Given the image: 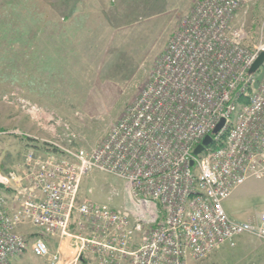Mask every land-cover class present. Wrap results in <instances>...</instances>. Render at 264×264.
<instances>
[{"label":"built area","instance_id":"1","mask_svg":"<svg viewBox=\"0 0 264 264\" xmlns=\"http://www.w3.org/2000/svg\"><path fill=\"white\" fill-rule=\"evenodd\" d=\"M250 1L196 0L99 145L52 143L56 154L28 153L22 173L0 170V264L29 246L51 264H192L243 235L264 243V212L241 222L223 205L247 181L264 180V75L255 86L250 74L264 41L250 47L235 26ZM208 136L212 144L196 156ZM93 171L124 182L126 207L81 202ZM24 226L36 230L32 243ZM41 235L74 239L73 253L52 254Z\"/></svg>","mask_w":264,"mask_h":264},{"label":"rangeland","instance_id":"2","mask_svg":"<svg viewBox=\"0 0 264 264\" xmlns=\"http://www.w3.org/2000/svg\"><path fill=\"white\" fill-rule=\"evenodd\" d=\"M195 1L0 0V166L4 172L22 173L26 155L37 152L38 158H46L47 153L40 154L47 148L55 150L52 143L85 151L99 145L136 99L156 58ZM99 5L106 12L100 17ZM249 9L247 15L241 11L235 26H243L245 43L254 47L264 41V7L261 0H251ZM263 75L264 64L255 74V86ZM16 192L15 185L6 192L9 210L17 206ZM79 199L118 210L128 205L124 182L99 171L83 177ZM223 205L231 219L254 221L264 212V180L247 181ZM19 231L29 243L36 238V230L29 226ZM48 239L52 254L59 249L63 257L73 253L74 239ZM217 253L192 264H219ZM12 263L51 264L49 258L36 257L30 246ZM78 264L95 263L83 258Z\"/></svg>","mask_w":264,"mask_h":264},{"label":"crops","instance_id":"3","mask_svg":"<svg viewBox=\"0 0 264 264\" xmlns=\"http://www.w3.org/2000/svg\"><path fill=\"white\" fill-rule=\"evenodd\" d=\"M106 3L109 4L110 2ZM261 5L264 7V0H261ZM102 7L103 6L99 5V17L100 15L106 14L105 10L103 9L104 7ZM244 11L247 13H243L247 15L250 9L248 10L247 8ZM241 13L242 12L238 14L237 20L240 19ZM258 241L259 240L252 236L243 235L235 238L231 243L224 244L220 248L214 250L208 256L212 257L214 253L218 252L215 254V259L220 261L219 264H221V261L227 262L229 264H264V243H260Z\"/></svg>","mask_w":264,"mask_h":264},{"label":"water","instance_id":"4","mask_svg":"<svg viewBox=\"0 0 264 264\" xmlns=\"http://www.w3.org/2000/svg\"><path fill=\"white\" fill-rule=\"evenodd\" d=\"M264 64V53H262L259 58L255 61L254 65L252 66L251 70H250V74H256L260 69L261 67L263 66ZM224 125V121L222 120L218 126L216 127V129L214 130V134H217L221 128L223 127ZM212 138L211 136H208L205 138V140L203 141V143L201 145H199L195 151H194V154L196 156H198L199 154H201V152L204 150L205 147L209 146L212 144Z\"/></svg>","mask_w":264,"mask_h":264},{"label":"trees","instance_id":"5","mask_svg":"<svg viewBox=\"0 0 264 264\" xmlns=\"http://www.w3.org/2000/svg\"><path fill=\"white\" fill-rule=\"evenodd\" d=\"M14 136H16V135H14ZM19 136V138H21V139H24V140H26V138H24L23 136H21V135H17V137ZM29 140V139H28ZM29 141H31V140H29ZM50 148H47V152L45 151V152H43L42 154H40V155H44V153H47L45 156L47 157V156H49V155H51V154H56V151L55 150H51ZM54 151V152H53ZM37 156L39 155L37 152H34ZM0 170L1 171H3L4 172V169H3V167L1 168V166H0ZM41 237L47 242V244H48V241H49V239L46 237V236H42L41 235ZM26 239H27V237H26ZM28 240V239H27ZM29 241V240H28ZM49 245V244H48ZM51 245V244H50ZM50 247V246H49ZM207 258V257H206ZM205 259V258H204ZM203 259V260H204ZM87 260H89V259H87ZM91 260V259H90Z\"/></svg>","mask_w":264,"mask_h":264},{"label":"bare ground","instance_id":"6","mask_svg":"<svg viewBox=\"0 0 264 264\" xmlns=\"http://www.w3.org/2000/svg\"><path fill=\"white\" fill-rule=\"evenodd\" d=\"M261 28L264 30V25H263V23H262V25H261Z\"/></svg>","mask_w":264,"mask_h":264}]
</instances>
